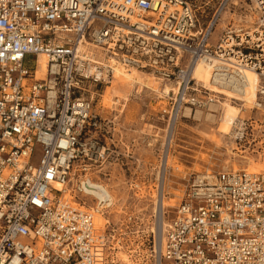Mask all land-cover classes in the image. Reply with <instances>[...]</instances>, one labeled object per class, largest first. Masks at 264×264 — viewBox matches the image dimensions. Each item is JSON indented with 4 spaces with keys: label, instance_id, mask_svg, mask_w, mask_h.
Listing matches in <instances>:
<instances>
[{
    "label": "built area",
    "instance_id": "obj_1",
    "mask_svg": "<svg viewBox=\"0 0 264 264\" xmlns=\"http://www.w3.org/2000/svg\"><path fill=\"white\" fill-rule=\"evenodd\" d=\"M228 2L205 25L193 0H0V264H264V170L248 169L264 167V0L214 37ZM203 60L235 94L258 76L228 134L247 164L192 174L159 238L115 214L109 179L133 151L94 95L117 68L148 71L173 88L171 121L226 98L194 77Z\"/></svg>",
    "mask_w": 264,
    "mask_h": 264
},
{
    "label": "rangeland",
    "instance_id": "obj_2",
    "mask_svg": "<svg viewBox=\"0 0 264 264\" xmlns=\"http://www.w3.org/2000/svg\"><path fill=\"white\" fill-rule=\"evenodd\" d=\"M221 1L193 0L202 24L209 22ZM253 7L251 0H229L216 26L214 37H218L230 25L251 26L258 18ZM156 79L155 87H146L115 76L112 84L103 87L104 92H98L103 96L96 93L94 99L97 111L115 117L119 128L128 131V141L133 151L129 162L132 175L129 171L127 174L114 172L109 179L117 202L118 210L115 214L120 217L129 211L137 212L142 218V227L149 232L154 229L160 238L162 232L157 228L155 200L162 182L166 228L182 200L192 174H216L236 165L238 168L243 167L247 163L232 150L236 145L231 142L230 136L218 132L219 119L228 110L224 102L231 103L233 100L219 98V102H213L204 109L193 108L190 116L184 115L183 108L179 117L170 121L162 112L169 104V98L164 96L162 89L172 86ZM107 97L111 102L106 104ZM116 99L119 102L114 104ZM242 111L239 116H247L251 110L244 108ZM168 142L170 147L167 146ZM137 159L142 163L139 169H136L139 163ZM169 164L179 167L174 168ZM251 164L255 165V162L252 160ZM134 180H137L138 187L130 186Z\"/></svg>",
    "mask_w": 264,
    "mask_h": 264
},
{
    "label": "bare ground",
    "instance_id": "obj_3",
    "mask_svg": "<svg viewBox=\"0 0 264 264\" xmlns=\"http://www.w3.org/2000/svg\"><path fill=\"white\" fill-rule=\"evenodd\" d=\"M44 64H45V60L43 61V70L45 69ZM211 70H212V62H208V61L203 60V61H200L193 68V75L197 79L198 82H201V83L207 85L212 90H215V91L225 95L226 96L225 99L229 100L230 97L236 99L233 101H231V99H230L229 101H231V103L228 101L224 102L228 110L219 119L218 132L221 133L223 136H227L228 134L231 133L232 125H233L235 119L240 115V113L243 112L242 110H244V108H251L250 106L256 98V85L258 82V76L254 72H251V71L247 72V76H248V80H249L250 85L247 86L245 89H242L241 94H235L233 92H230L227 89H219L218 87L210 84ZM115 76H117L119 79L129 81L130 83H133V84L137 83V84H140V85L146 86V87H153V86L155 87L154 82H157L156 77L152 76L151 73H146L144 71L137 70V69L123 70V69L117 68L115 71ZM155 90H157V88ZM158 90L160 91V89H158ZM172 90H173L172 87H166L165 89L164 88L162 89V93L166 97L167 95H170ZM105 99H106V101H105L106 104L111 102V99H109L108 97ZM240 101H242V102H240ZM113 102H114V104H117L119 101L116 99V101H113ZM232 102H234V103H232ZM191 112H192V109L190 107H186L184 115L190 116ZM180 114H181V112H180ZM179 115H178V117H179ZM167 146L170 147L169 142L167 143ZM251 162H252V160L249 161V168H248L250 171L264 170V167L260 163L257 164V162H255V165H252ZM169 166H172L174 168L179 167L178 165H175V164H172V165L169 164ZM234 169H238L237 165L234 166ZM162 181H163V179H162ZM57 186L59 188L61 187L60 184H57ZM160 188L161 189H160L159 195L156 196L155 202H156V213L158 216L157 228L159 230H161V232L163 233V230L165 228L164 215H165V209H166V206L164 204L165 192H164L163 182H162V187L160 186ZM114 199L116 202L115 195H114Z\"/></svg>",
    "mask_w": 264,
    "mask_h": 264
}]
</instances>
